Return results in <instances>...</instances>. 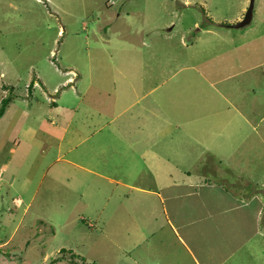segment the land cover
I'll return each instance as SVG.
<instances>
[{
  "label": "rangeland",
  "instance_id": "obj_1",
  "mask_svg": "<svg viewBox=\"0 0 264 264\" xmlns=\"http://www.w3.org/2000/svg\"><path fill=\"white\" fill-rule=\"evenodd\" d=\"M248 6L249 0H0V102L12 95L0 117V264H151L132 254L122 207L114 209L115 194L132 191L102 182L94 193L89 180L81 181V139L96 120L122 127L109 143L126 141L137 122L132 112H154L160 92L166 100L157 111H177L174 95H192L183 93L187 85L195 97L186 109L199 118L192 123L228 125L214 140L224 168H240L243 196L263 197L264 0H254L247 26L231 27ZM68 71L81 99L69 88L73 78L64 83ZM207 77L218 84L205 87ZM138 97L132 111L120 113ZM55 99L76 112L67 128L62 114L46 120ZM207 104L217 115L200 119ZM231 111L244 116L237 115L235 132ZM235 136L239 145L230 148L226 139ZM233 184L221 186L238 191ZM144 209L134 210L141 227L151 215Z\"/></svg>",
  "mask_w": 264,
  "mask_h": 264
},
{
  "label": "crops",
  "instance_id": "obj_2",
  "mask_svg": "<svg viewBox=\"0 0 264 264\" xmlns=\"http://www.w3.org/2000/svg\"><path fill=\"white\" fill-rule=\"evenodd\" d=\"M70 73L71 76L64 83L73 78L69 88L81 99L83 92L73 77L74 73ZM230 76L226 75L225 78ZM218 81L207 77L200 83H204L205 87H214ZM41 86H44L43 81ZM187 87L183 93L191 91L192 95L190 92L177 94L179 101L174 95L177 111H157L166 100V95L160 92L157 101L159 108L153 107L154 112L149 115L137 110L132 112L131 118L137 122L134 127H128L132 135L126 141L118 139L109 143L113 135L121 132L122 127H108L105 125L107 123L96 120L91 122L92 131L82 139L79 137L83 143L82 165L77 163L76 166L91 175L83 173L81 181L89 180L88 184H93L94 193L100 191L102 182L124 186L132 191L126 195L116 193L114 209H118L116 206L122 207L127 244L132 254L135 253V258L140 257L151 264H264V193L263 197L256 193L243 196V183L246 181L240 168H224L225 161L219 156L220 143L214 141L228 125L213 130L211 127L195 126L192 122L199 118L195 119L197 115H192L186 109L189 98L192 100L195 95L190 89L192 86ZM217 96L225 98L222 91L217 92ZM140 98L129 101L120 113L132 111ZM51 104L46 120L52 124L54 120L59 121L62 114L64 123L61 126H69L67 121L71 123L76 112L60 107L56 99ZM207 106V111L200 115V119L217 115L218 111L211 109L210 104ZM59 109L62 112H58ZM227 115L231 116L232 121L229 123L233 125L229 129L235 132V126L240 125L237 115L242 117L241 121H244V116L237 111ZM80 125L86 127L85 122H80ZM167 129L169 131L162 136L161 132ZM64 140L65 137L59 140V148ZM89 140L92 141L87 143ZM182 140L187 143L179 144ZM226 141L232 144L230 148L239 145L236 136L233 142L228 137ZM225 146L228 148L227 144ZM96 158L97 161L89 163V160ZM106 168L110 170L109 173L103 171ZM127 180L130 182H125ZM228 181L236 183L233 186L238 187V191L221 186ZM122 196L126 200L124 207ZM139 206L145 207L144 212L151 214L145 227H141L142 220L134 214ZM101 212L98 215L101 216ZM148 226L151 227L147 230Z\"/></svg>",
  "mask_w": 264,
  "mask_h": 264
},
{
  "label": "trees",
  "instance_id": "obj_3",
  "mask_svg": "<svg viewBox=\"0 0 264 264\" xmlns=\"http://www.w3.org/2000/svg\"><path fill=\"white\" fill-rule=\"evenodd\" d=\"M200 9H201V11H202L203 13H205L203 7H200ZM33 81H34V80H32V81L30 82V84H29V86H28V91H31V87H32V84H33L32 82H33ZM39 81H40V80H39ZM29 95H30V93H29ZM11 98H12V95H11V94H8L6 97L2 98V100H1V102H0V117H2V115L4 114V112H5V110H6L7 106H8V104H9L10 101H11ZM60 252L65 253V252H68V250L61 249ZM72 257H74V256L72 255ZM71 263L76 264V263L73 262V261H72Z\"/></svg>",
  "mask_w": 264,
  "mask_h": 264
},
{
  "label": "water",
  "instance_id": "obj_4",
  "mask_svg": "<svg viewBox=\"0 0 264 264\" xmlns=\"http://www.w3.org/2000/svg\"><path fill=\"white\" fill-rule=\"evenodd\" d=\"M253 3H254V0H249V6L247 8V11L245 12L243 19L231 25V27L242 28V27L247 26L250 23L251 18H252Z\"/></svg>",
  "mask_w": 264,
  "mask_h": 264
}]
</instances>
